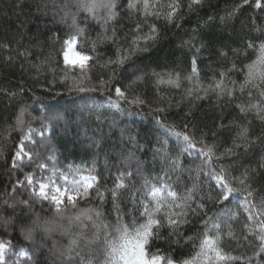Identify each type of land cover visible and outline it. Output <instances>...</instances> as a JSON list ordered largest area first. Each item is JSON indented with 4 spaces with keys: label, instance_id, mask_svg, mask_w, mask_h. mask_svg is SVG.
Returning a JSON list of instances; mask_svg holds the SVG:
<instances>
[{
    "label": "trees",
    "instance_id": "1",
    "mask_svg": "<svg viewBox=\"0 0 264 264\" xmlns=\"http://www.w3.org/2000/svg\"><path fill=\"white\" fill-rule=\"evenodd\" d=\"M103 2L114 5L111 13L103 7L89 13L81 0H0L6 264H103L106 237L116 236L118 223L130 231L144 224L143 205L155 203L151 190L165 185L176 197L162 192L164 206L146 245L150 254L165 264H264V82H247L264 44V0L259 8L257 0H148L147 9L144 0ZM171 5L177 7L169 19ZM72 36L90 57L83 68L65 62ZM256 67L264 72V64ZM29 129L35 130L31 141L24 140ZM184 135L195 148H187ZM21 143L49 167L52 155L61 171L79 169L75 179L94 176L95 182L74 205L64 199L58 212L24 186L35 164L25 159L13 167ZM208 148L210 161L199 151ZM217 174L239 189L228 200L219 195ZM171 216L179 223L170 224ZM37 218L60 227L26 239ZM205 235L219 237L229 259L211 252L197 258ZM21 250L27 255L19 256Z\"/></svg>",
    "mask_w": 264,
    "mask_h": 264
},
{
    "label": "snow or ice",
    "instance_id": "2",
    "mask_svg": "<svg viewBox=\"0 0 264 264\" xmlns=\"http://www.w3.org/2000/svg\"><path fill=\"white\" fill-rule=\"evenodd\" d=\"M200 0H193V3L198 4ZM247 2V0H245ZM144 8L148 7V0H144ZM260 0H257L256 7H261ZM81 7L92 13L95 9L103 7L109 10L111 13V9L114 5L111 2L104 3L103 0H81ZM130 8H135L136 4L130 2ZM171 11L168 13V18L175 15L176 5H171ZM155 32V29H152ZM75 36L69 38L66 41L68 48L71 49L72 45L75 43ZM249 47H252L249 44ZM76 59L70 60L68 58L67 52L65 53V59L70 64L79 63L80 67L83 68L85 62L90 59V57L81 55L80 53H76ZM123 59H120L118 63H123ZM257 64H264V44L260 46V56L256 62V64L249 66L248 73V81L250 82L252 79L258 78L262 82H264V72L257 70ZM195 71V69H193ZM191 79V77H189ZM217 88H220V84L216 85ZM80 91H85L84 88H80ZM94 91L95 89H91ZM115 94L117 97L123 98L124 92L121 91L119 87L115 88ZM264 96V92L261 93ZM253 107H259L258 105H253ZM58 117H45V119H57ZM18 125H23V120L18 118ZM34 129H29L27 133L24 135V140L31 141L32 133ZM177 135H180L177 133ZM243 136L247 135V129L242 132ZM184 141L187 142V148H195V144L192 143L190 138L187 135L183 136ZM26 146L24 143H21L15 153V161L13 163V167L21 166L23 161L26 159L29 163L35 164V171L31 174H26L25 176V187L31 189L33 196L39 197L43 200L49 201L53 206L56 207L57 211L61 210L60 206L64 203L65 197L68 202L71 204H75L76 200L79 196L86 195L89 188L92 187V184L95 182L94 176H81L80 179H75V174L79 172V169H71L67 172L61 171L59 168L55 166L54 156L49 155L46 157L48 161H53L52 167H49L47 163L40 157L39 153L33 152L31 149L28 151L25 150ZM201 154L205 155L208 160H211L212 149L208 148L205 152L204 149L199 150ZM19 162V163H18ZM223 171V170H221ZM47 173V174H46ZM70 175L72 178H70ZM127 175H131V173H127ZM215 179L220 184L222 191L219 194L222 196L223 200H228L229 196L233 193L239 191V189L232 187L223 175L217 174ZM241 184L244 183L243 180L240 181ZM123 184H118L117 187H122ZM167 191L168 196L175 199L176 193L167 189V185L164 186V189L155 188L151 190V196L155 203L150 208L148 204L143 205V214L147 217L146 222L142 225L133 224L132 230H129V227L123 223H118L115 227V237H106V249H105V259L103 264H116L117 261L123 262V264H165V258L160 256L159 254H150L148 250H146V245L149 242L150 237L153 236V228L158 225V221L154 218L155 213L159 212L161 208L164 206L162 192ZM247 191V190H246ZM247 196H252V192L248 191ZM247 200V197L245 198ZM252 207H255L252 205ZM81 215L86 216L87 219H91V216L87 215V213H81ZM81 215L74 217L75 220H80ZM99 215V213H97ZM260 215L264 216V212H261ZM169 223L176 225L179 221L174 217H169ZM59 225L55 224L54 221H43L39 218L32 222V227L25 231V238L32 239L33 232L36 230H42L46 233H51L57 228ZM213 228H218L219 225L212 222ZM260 231L264 233V220L260 221ZM261 243L264 244V234L260 235ZM218 239H213L210 236L205 235V238L201 242V252L198 254L199 256L207 257L208 253L211 252L214 254L217 260H226L229 257L225 256L222 251L218 247ZM92 241H89L91 243ZM77 241L73 240L72 245H76ZM11 248L10 242L0 241V264H6V256L8 251ZM16 253H14L15 255ZM19 256H26L27 254L24 251H19ZM71 258V257H70ZM211 258V257H208ZM86 264H92L91 260H87ZM166 264H172L171 260H167ZM185 264H192V261H185Z\"/></svg>",
    "mask_w": 264,
    "mask_h": 264
},
{
    "label": "rangeland",
    "instance_id": "3",
    "mask_svg": "<svg viewBox=\"0 0 264 264\" xmlns=\"http://www.w3.org/2000/svg\"><path fill=\"white\" fill-rule=\"evenodd\" d=\"M66 52H67V54H68V58L70 59V60H75L77 57H76V53H80L79 52V50H78V40L77 39H75V43L72 45V47H71V49H69L68 48V45L66 44ZM65 52V53H66ZM81 55H84V54H82V53H80ZM64 58H65V56H64ZM65 61H66V63L68 64V65H70V66H78V67H80V65H79V63H77V64H70L66 59H65ZM88 61L89 60H87L86 62H85V65L84 66H86L87 64H88ZM65 199H67L66 197H65Z\"/></svg>",
    "mask_w": 264,
    "mask_h": 264
},
{
    "label": "bare ground",
    "instance_id": "4",
    "mask_svg": "<svg viewBox=\"0 0 264 264\" xmlns=\"http://www.w3.org/2000/svg\"><path fill=\"white\" fill-rule=\"evenodd\" d=\"M66 62V61H65Z\"/></svg>",
    "mask_w": 264,
    "mask_h": 264
}]
</instances>
